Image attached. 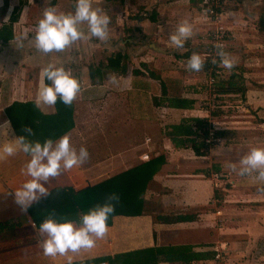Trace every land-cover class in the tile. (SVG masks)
I'll return each instance as SVG.
<instances>
[{
  "label": "crops",
  "instance_id": "crops-1",
  "mask_svg": "<svg viewBox=\"0 0 264 264\" xmlns=\"http://www.w3.org/2000/svg\"><path fill=\"white\" fill-rule=\"evenodd\" d=\"M90 2L93 9L110 17L106 39L90 36L84 24L80 26L83 38L59 53L42 54L35 47V34L44 11L52 7L57 14L74 12L76 0H0V30L8 29L0 39V125H9L7 135H0V145L17 137L5 112L14 103H32L45 116L56 113L55 105L36 104L40 73L52 65L69 71L80 84L73 101L74 128L66 135L77 152L84 147L89 156L83 164L61 169L57 177L42 182L48 194L56 188L80 191L161 155L166 162L147 186V211L142 216L114 217L106 235L91 249L46 256L41 246L46 235L39 232L28 211L38 201L23 210L12 195L29 179L21 171L29 158L20 152L0 159V224L16 226L13 238H0V264H67V256L72 264H108L118 254L155 247H174L198 256L189 264H264L256 258L264 255V242L250 254L257 242L251 232H258L254 228L264 232L260 227L264 225V182L239 175L241 158L252 148H264V81L260 88L247 89L242 98L222 95L215 108L210 105L211 92L203 94L201 89L211 86L214 73L229 72L218 55L226 52L223 47L212 49L209 35L225 27L223 20L231 32L234 13L207 21L200 0ZM185 22L192 32L184 46L177 48L169 34ZM216 41L220 40H213L214 45ZM262 45L258 39H246L243 48L252 52V47ZM236 51L227 53L233 70L241 58L239 64L245 69L238 68L244 74L262 72L263 68L253 67L261 62L258 54L237 56ZM193 54L205 61L200 71L187 67ZM109 58L118 62L114 69L106 68ZM123 65L125 74H121ZM161 82L166 86L165 98ZM167 98L192 100L194 105L171 109L162 103ZM229 108L235 111H226ZM195 119L213 128L215 142L205 140L204 156H196L191 142L176 148L170 141L173 137L197 142L201 134L192 122ZM184 121H190L189 126L174 129ZM251 187H257V193L249 196L246 190ZM181 215L195 219L175 224L155 220ZM26 232L30 235L25 236ZM241 233L248 238L241 239Z\"/></svg>",
  "mask_w": 264,
  "mask_h": 264
},
{
  "label": "clouds",
  "instance_id": "clouds-1",
  "mask_svg": "<svg viewBox=\"0 0 264 264\" xmlns=\"http://www.w3.org/2000/svg\"><path fill=\"white\" fill-rule=\"evenodd\" d=\"M110 17L99 9H93L90 0H76L74 12L57 14L48 7L43 17L36 25L35 47L42 54L59 53L77 40L85 36L81 25L86 24L92 37L104 40L107 37ZM192 28L187 22L181 24L175 33L169 34L170 42L177 48L184 46L185 40L191 35ZM221 64L232 69L233 62L224 52L218 53ZM205 61L199 54H193L187 67L192 71H200ZM80 91V84L69 71L63 67L49 65L40 73V83L36 94V104L54 106L59 100L64 105H71ZM8 122L0 125V135H7ZM27 136H18L0 145V159L24 153L29 159L21 170L27 179L13 193L16 204L26 210L42 196L48 195L44 183L57 177L61 169L70 170L83 164L89 156L86 148L79 152L72 147L70 138L65 135L59 140L47 139L43 143L31 141L32 129L26 128ZM239 175L257 173L255 179L264 182V148H252L240 160ZM110 200H118L113 194ZM115 211L114 205L106 203L90 209L80 218L77 227L72 221L58 222L48 218L39 225V232L46 235L42 242L43 253L46 256H65L69 252H79L81 249H91L97 239H102L108 232L107 220ZM67 264H72V257L67 256Z\"/></svg>",
  "mask_w": 264,
  "mask_h": 264
},
{
  "label": "trees",
  "instance_id": "trees-1",
  "mask_svg": "<svg viewBox=\"0 0 264 264\" xmlns=\"http://www.w3.org/2000/svg\"><path fill=\"white\" fill-rule=\"evenodd\" d=\"M222 2L220 0V5ZM219 10H223L222 7L217 8L218 12ZM260 26V30L263 31L264 22L262 18ZM7 31L8 29L6 27L0 30V39ZM117 63L116 58H109L106 68L114 69ZM206 64L208 69H210V62ZM229 72L230 75H228ZM229 72L214 75V83L211 84V87L215 89L214 95L219 99L225 97L222 95H238L244 88L242 87L243 81L239 77L240 75L237 72L232 73L230 70ZM125 73L126 66L123 65L121 74ZM160 85L162 97L165 98L167 96L166 86L163 82ZM165 102L167 103L166 107L171 109H191L194 105V101L192 100L179 98H167L166 101H162V103ZM156 106H160V104L157 102ZM55 109V114L45 116L40 114L32 103H14L5 112L17 137L27 136L28 133L25 129L31 128L32 135L27 138L31 141L43 143L47 139L57 141L74 128L73 103L66 106L58 100ZM189 122L184 121V123L180 124V127H175L174 129H182L183 127L189 126ZM192 122L196 130L200 131L201 134L197 137L199 139L197 142L173 137H170V141L176 148H180L191 142V147L196 156H204L208 146L205 144V140L208 138V133L205 131V128L208 124L201 119H195ZM165 162L163 155L152 158L146 163L80 191H74L71 188H56L45 198L40 199L31 206L28 211L37 229L48 218H54L58 222L72 221L80 224V218L83 214L87 213L90 209L106 203L113 204L115 208V211L108 217V226L112 224V219L117 216H142L147 211V202L144 199L147 186ZM113 194L118 196V200L109 199ZM194 219L195 216L189 215L171 217L158 216L155 218L156 221L164 224L192 222ZM15 227L11 222L0 224V238L2 240L13 238ZM196 258L198 256L184 254V252H181V249L174 247H155L118 254L113 258H109L108 264H158L159 262H183L189 264L196 260Z\"/></svg>",
  "mask_w": 264,
  "mask_h": 264
},
{
  "label": "rangeland",
  "instance_id": "rangeland-1",
  "mask_svg": "<svg viewBox=\"0 0 264 264\" xmlns=\"http://www.w3.org/2000/svg\"><path fill=\"white\" fill-rule=\"evenodd\" d=\"M222 4L219 6V7H222L223 10H219V15H223L226 16V17H229V14L230 13H234V16L236 18V20L234 21L233 23V27L231 29V32L230 30H227L229 25L226 24V22H224L223 20V25H225L224 28H216V29H213V32L210 33V37H212V35H218L220 39V41H216L217 44H213V40L212 39V43L209 44L210 47H212V49H224V51L226 52V54L230 51H233V49L237 50L236 52L239 54L237 56H240V55H247L249 53V55H252L253 53V56L255 57V54L259 55L260 56V59L261 62L260 63H257V64H253L254 68H263L259 74L256 72V73H251V74H244V71L242 72V70L240 71L238 67H243V69H245L244 66H241V63L240 60L241 58H238L235 63H238V67L237 69H227V71H231L232 73L237 72V74H239L241 77V80L243 81V85L242 87L243 90L238 94V99L239 98H242L244 97L247 89L249 88H260V83H262V81H264V30H260L261 29V26H260V21H261V18L264 22V1L263 0H222ZM202 1H200V8H201V13L203 14V16L205 15V13L202 11V7H201V4ZM220 16V17H221ZM220 17L219 18H216V19H212V20H220ZM206 18V17H205ZM207 19V18H206ZM207 21H210L207 19ZM217 33V34H216ZM231 33H233V36L231 35ZM208 36V35H207ZM246 39H253V40H256L258 39L259 42L263 43V47L260 48L259 46H254V48L252 47L251 49H254V51L252 52H249L248 49H244V42L246 41ZM233 40V41H232ZM229 42H232L231 44ZM233 42L235 44H233ZM217 45V46H216ZM205 47V45L203 46ZM217 47V48H215ZM263 60V62H262ZM220 63V62H219ZM233 65H234V62H233ZM242 69V68H241ZM219 73L220 70H219ZM214 75H217L214 73ZM214 75H212L210 77V79H213L214 80ZM222 75V74H221ZM230 75V72L229 74ZM214 83V81H213ZM202 89V93L203 94H206L208 91L211 92L210 94V98L212 99L213 97H216L214 95V92H215V89H213L211 86L209 88H201ZM212 95V97H211ZM233 99V98H231ZM216 110V109H215ZM226 111H235V109H232V108H229L227 109ZM238 151H241V152H246L248 151L247 149H242L240 147H238ZM212 162L213 161H217V160H214L212 159L211 160ZM215 164L217 162H214ZM214 163H212L213 167H214ZM213 172V171H212ZM255 173H252L249 177L252 178V179H255L254 177ZM213 176V175H212ZM211 176V177H212ZM215 179L218 178V176H214ZM234 180H237L234 179ZM248 181V180H247ZM257 181V180H256ZM246 192H248L249 196H252L251 194H256L257 193V187H251L249 188L248 190H246ZM254 197V196H253ZM211 209V208H210ZM261 228L264 227V225H260ZM253 230L255 231H258V232H251V236L252 237H255L257 238V242L253 244V242H251L252 245V248L253 250L251 251V255H253L256 251V249L254 250V248L256 247L257 248V245H259V243L262 241L264 242V232L263 230L261 229H258V228H254ZM25 236H29L30 235V232H26L24 233ZM241 239H247L248 238V234H244V233H241ZM259 241V242H258ZM258 260H260V262L263 263V260H264V255H259L256 257Z\"/></svg>",
  "mask_w": 264,
  "mask_h": 264
},
{
  "label": "built area",
  "instance_id": "built-area-1",
  "mask_svg": "<svg viewBox=\"0 0 264 264\" xmlns=\"http://www.w3.org/2000/svg\"><path fill=\"white\" fill-rule=\"evenodd\" d=\"M202 11L205 13V17L208 20L216 19L219 18L221 15L218 16L219 12L217 11V8L220 6V0H203L201 3ZM222 4V3H221ZM217 34V33H216ZM214 40H220L218 35H212L211 37ZM217 74V73H216ZM213 79H210V84L213 83ZM210 105L215 108L220 105V101L218 100L217 97H213L212 100L210 101ZM205 131L208 133V140H206L207 143L215 142L214 135H213V128L208 125L205 128ZM148 160V156H144L143 160ZM216 259H220V256L217 255Z\"/></svg>",
  "mask_w": 264,
  "mask_h": 264
}]
</instances>
